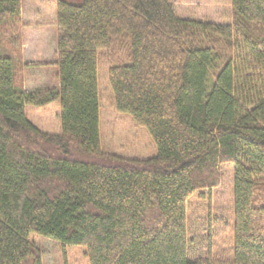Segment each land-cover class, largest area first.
Instances as JSON below:
<instances>
[{"label": "trees", "instance_id": "16d2710c", "mask_svg": "<svg viewBox=\"0 0 264 264\" xmlns=\"http://www.w3.org/2000/svg\"><path fill=\"white\" fill-rule=\"evenodd\" d=\"M57 2L58 85L35 95L18 52L1 50L22 0H0V264H43L33 236L83 247L89 264H264V0H233L231 24L180 19L167 0ZM102 59L116 110L149 131L155 158L103 149ZM55 102L59 136L26 114ZM226 164L234 258L190 260L189 200Z\"/></svg>", "mask_w": 264, "mask_h": 264}, {"label": "rangeland", "instance_id": "374dc122", "mask_svg": "<svg viewBox=\"0 0 264 264\" xmlns=\"http://www.w3.org/2000/svg\"><path fill=\"white\" fill-rule=\"evenodd\" d=\"M58 0H22L21 23L16 34L19 46L26 52L18 56L21 63L37 64L23 72L24 91L39 94L58 85L55 70L47 65L54 62L57 46ZM79 4L83 0H66ZM176 16L214 24H231L233 0H167ZM22 26V29H21ZM24 28V29H23ZM8 39V38H7ZM4 43V39L2 40ZM23 55V57H22ZM52 61V62H51ZM108 63L101 60L100 76V138L103 149L113 155L131 160H150L158 148L146 128L138 126L129 115L119 113L108 84ZM24 66V65H23ZM45 68H38V67ZM28 121L39 131L62 134L60 102L44 108L27 106ZM234 166L220 169L221 185L212 191L194 195L188 203L189 259L213 256L232 261L235 242V177ZM31 241L42 255L43 264H89L83 247L63 248L51 239L33 236Z\"/></svg>", "mask_w": 264, "mask_h": 264}, {"label": "crops", "instance_id": "0c3cea01", "mask_svg": "<svg viewBox=\"0 0 264 264\" xmlns=\"http://www.w3.org/2000/svg\"><path fill=\"white\" fill-rule=\"evenodd\" d=\"M21 29H22V26H21ZM24 29V28H23ZM14 39L13 37H9L8 39L4 40V43L2 42V52L3 53H8L9 55L12 54L13 51H17V52H20L21 54H24L26 52V46L23 45V42H22V45L19 46L18 43L14 42ZM55 57L54 59V62L57 61V46H56V50H55V53L53 55ZM23 57V55H22ZM36 61H33V63H25L23 62V65H24V71H25V74H26V71L28 70H32L34 69L33 67H35L37 64L35 63ZM52 62V61H51ZM38 68H45V67H38ZM56 72V69L53 68Z\"/></svg>", "mask_w": 264, "mask_h": 264}]
</instances>
